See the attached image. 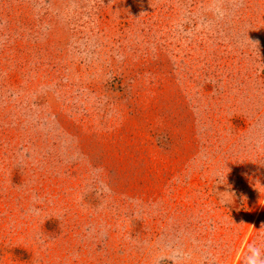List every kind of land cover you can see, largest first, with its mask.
I'll return each instance as SVG.
<instances>
[{"label":"rangeland","instance_id":"374dc122","mask_svg":"<svg viewBox=\"0 0 264 264\" xmlns=\"http://www.w3.org/2000/svg\"><path fill=\"white\" fill-rule=\"evenodd\" d=\"M253 244L264 0H0V264H245Z\"/></svg>","mask_w":264,"mask_h":264},{"label":"clouds","instance_id":"9594fccd","mask_svg":"<svg viewBox=\"0 0 264 264\" xmlns=\"http://www.w3.org/2000/svg\"><path fill=\"white\" fill-rule=\"evenodd\" d=\"M213 175L217 184H220V180L222 179V170H215ZM224 195L225 194H218V199L223 201ZM182 259H185V257H177V264H179ZM245 264H264V246H257L255 244L251 245L248 249V255L245 258Z\"/></svg>","mask_w":264,"mask_h":264}]
</instances>
